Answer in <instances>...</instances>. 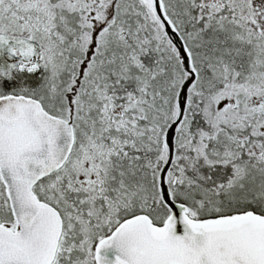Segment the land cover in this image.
<instances>
[{"label": "snow or ice", "instance_id": "6c2138e0", "mask_svg": "<svg viewBox=\"0 0 264 264\" xmlns=\"http://www.w3.org/2000/svg\"><path fill=\"white\" fill-rule=\"evenodd\" d=\"M0 264H264V0H0Z\"/></svg>", "mask_w": 264, "mask_h": 264}]
</instances>
